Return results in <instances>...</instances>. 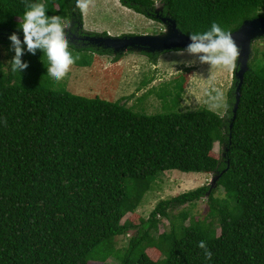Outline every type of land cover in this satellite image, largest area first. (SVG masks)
Returning a JSON list of instances; mask_svg holds the SVG:
<instances>
[{
  "label": "trees",
  "instance_id": "1",
  "mask_svg": "<svg viewBox=\"0 0 264 264\" xmlns=\"http://www.w3.org/2000/svg\"><path fill=\"white\" fill-rule=\"evenodd\" d=\"M158 1L189 36L214 21L232 33L244 21L264 16V0H120L154 20ZM35 2L64 25L74 17L84 22L75 0ZM24 11L25 0H0V45L9 50L8 33L22 34L17 25ZM69 51L79 57L73 64L79 68L92 66L96 54L112 53L74 44ZM259 52L245 74L234 122L236 80L224 116L207 108L146 114L57 88L40 50L37 55L25 50L22 60H37L20 74L0 52V264H105L112 255L120 264H264V52ZM168 170L222 175L209 197L208 183L160 201L143 218L138 209L158 174ZM206 199L205 217L193 214ZM164 219L171 226L160 232ZM131 231L129 246L116 248V238ZM201 240L211 260L198 247Z\"/></svg>",
  "mask_w": 264,
  "mask_h": 264
},
{
  "label": "rangeland",
  "instance_id": "2",
  "mask_svg": "<svg viewBox=\"0 0 264 264\" xmlns=\"http://www.w3.org/2000/svg\"><path fill=\"white\" fill-rule=\"evenodd\" d=\"M88 3V10L83 16L84 23L78 27L83 26L89 36H101L103 32H108L111 36L158 34L165 29L162 22L137 13L120 4L118 0H88ZM159 3L158 1L157 4ZM261 14H264V9ZM74 21L75 19L66 29L73 28ZM85 46L94 48L92 44ZM180 50L183 49L157 54L155 59L151 58L150 54L134 50L122 56H114L113 52L96 54L90 67L79 68L71 65L67 75L57 82V88L65 87L74 93L90 97L99 96L112 102L119 101L140 113L188 112L207 108L224 116L230 102V91L236 80L237 61L232 68L211 66L199 62L198 58L186 52L178 54ZM256 50L260 51L259 53L264 52V37L253 43L251 60L255 57ZM0 52L9 66L12 59L10 50L6 45H0ZM35 59L37 60V57L34 61ZM193 60L194 63H188ZM33 62L28 64L30 71ZM36 74L38 72H32L35 79L38 77ZM182 83H185L184 90H181ZM214 154L216 157L221 155L220 144L216 145ZM213 175L214 173H184L178 170L159 173L138 213L143 218H148L160 201L170 200L178 194L202 187L212 181ZM223 192L224 190H219L216 195H223ZM209 208L207 199L200 201L193 214L204 218ZM130 216L131 214H128L124 220ZM170 226V221L162 220L159 225L160 232L170 229ZM219 231L218 229V234ZM133 234L131 231L128 235L117 237L115 247H128ZM148 253L153 259L159 258L154 250ZM94 255L100 259L103 257ZM94 261L93 258L92 262ZM105 264H120V260L112 255Z\"/></svg>",
  "mask_w": 264,
  "mask_h": 264
},
{
  "label": "clouds",
  "instance_id": "3",
  "mask_svg": "<svg viewBox=\"0 0 264 264\" xmlns=\"http://www.w3.org/2000/svg\"><path fill=\"white\" fill-rule=\"evenodd\" d=\"M120 2V0H118ZM120 4H122L120 2ZM124 6V5H123ZM75 7L81 13L88 10V0H75ZM47 9L43 3L35 0H25V11L17 28L22 30L23 39L18 32L8 36L10 50L14 52L11 59V71L21 73L27 67V61L22 60L25 50L33 55L37 50L42 52V62L46 74L56 82L61 81L68 73L70 66L79 57L73 56L69 51V40L66 36V26L57 15H47ZM191 43L178 54L188 53L198 58L199 62L211 66H235L240 55L238 45L231 32L223 29L217 22H212L208 30L203 32H191ZM195 61H189V64ZM198 247L203 250L206 260H211L213 253L207 247V243L201 240Z\"/></svg>",
  "mask_w": 264,
  "mask_h": 264
},
{
  "label": "water",
  "instance_id": "4",
  "mask_svg": "<svg viewBox=\"0 0 264 264\" xmlns=\"http://www.w3.org/2000/svg\"><path fill=\"white\" fill-rule=\"evenodd\" d=\"M164 6L162 3L157 4L155 17L165 25L162 33L158 34H142V35H124V36H85L84 39L97 48L109 49L113 52L114 56H122L124 53L134 50L143 51L147 54L157 55L162 54L169 50L185 49L191 43L190 36L182 32L178 27L177 21L170 15H165ZM18 32V31H15ZM23 39V34H20ZM66 32L65 34H67ZM8 35H10L8 33ZM235 39L240 55L237 58V70L235 77L237 80V87L235 90L236 101L234 104V117L233 122L236 120L237 112L241 102L242 86L245 79V74L250 70V61L253 51V43L258 38L264 37V16L250 20H246L234 32H232ZM124 104V103H123ZM233 127V124H231ZM222 174L213 175L212 181L208 184L210 186L207 197L216 188Z\"/></svg>",
  "mask_w": 264,
  "mask_h": 264
},
{
  "label": "flooded vegetation",
  "instance_id": "5",
  "mask_svg": "<svg viewBox=\"0 0 264 264\" xmlns=\"http://www.w3.org/2000/svg\"><path fill=\"white\" fill-rule=\"evenodd\" d=\"M74 19H75V21L73 22V28H71L70 30L66 29V32H68L66 34V36L69 40V44H71V45L74 44L78 47L85 46V45L89 44L88 40L84 39V37L87 36L88 32L84 31L85 28L83 26L81 28L78 27L80 25H83L84 22L79 17H77V18L74 17ZM72 21L65 24L66 28H67V25L72 24ZM86 47H89V46H86Z\"/></svg>",
  "mask_w": 264,
  "mask_h": 264
}]
</instances>
